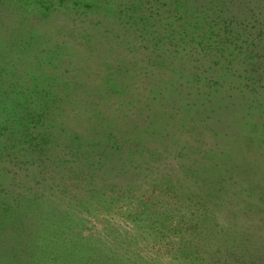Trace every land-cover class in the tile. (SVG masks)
I'll list each match as a JSON object with an SVG mask.
<instances>
[{"label":"trees","instance_id":"obj_1","mask_svg":"<svg viewBox=\"0 0 264 264\" xmlns=\"http://www.w3.org/2000/svg\"><path fill=\"white\" fill-rule=\"evenodd\" d=\"M65 1L17 35L0 27V61L19 62L12 82L0 65V264L29 247L38 264L39 234L20 243L68 183L168 157L225 177L229 136L233 156L262 160L247 127L264 108V0H74L68 13Z\"/></svg>","mask_w":264,"mask_h":264},{"label":"rangeland","instance_id":"obj_2","mask_svg":"<svg viewBox=\"0 0 264 264\" xmlns=\"http://www.w3.org/2000/svg\"><path fill=\"white\" fill-rule=\"evenodd\" d=\"M72 1L64 2L69 4L67 13ZM50 2L56 7L60 3L0 0L1 33L17 35L29 22L19 27L20 19H38L49 10L53 14ZM45 4L50 9L45 10ZM83 10L77 16H91ZM9 21L12 30L1 26ZM33 31L39 35L44 29ZM7 55L0 65L13 70L7 79L12 82L18 80L10 77L19 62ZM255 117L254 126L246 127L253 132L252 144L262 148V160L233 156L229 136L226 151L231 160L225 177L186 176L182 170L187 163L168 157L139 171L99 174L100 179L86 185L68 183L58 189L63 208L38 228H28L21 247L36 243L39 234L40 251L34 256L38 264H264V108ZM248 151L241 152L252 158L255 153ZM247 168L248 173L242 172ZM167 211L171 214L166 219ZM54 221L59 227L51 224ZM28 250L10 264L29 262L33 256L23 260Z\"/></svg>","mask_w":264,"mask_h":264}]
</instances>
